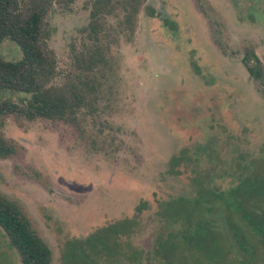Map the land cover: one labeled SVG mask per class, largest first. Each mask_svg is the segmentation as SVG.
Listing matches in <instances>:
<instances>
[{"label":"rangeland","instance_id":"rangeland-1","mask_svg":"<svg viewBox=\"0 0 264 264\" xmlns=\"http://www.w3.org/2000/svg\"><path fill=\"white\" fill-rule=\"evenodd\" d=\"M91 1L49 11L59 73L86 39ZM121 17L117 8L106 18L118 35L111 65L74 122L2 118L16 151L0 158V192L48 245L50 264H264L262 246L249 258L232 238L231 226L251 243L262 238L237 210L192 201L200 186L227 190L264 168V87L242 63L253 49L264 68V0H142L132 31ZM21 55L12 40L0 43L4 60ZM255 199L243 206L261 217ZM18 263L0 228V264Z\"/></svg>","mask_w":264,"mask_h":264},{"label":"trees","instance_id":"trees-1","mask_svg":"<svg viewBox=\"0 0 264 264\" xmlns=\"http://www.w3.org/2000/svg\"><path fill=\"white\" fill-rule=\"evenodd\" d=\"M71 1L0 0V43L5 38L10 39L17 44L22 54L20 59L14 61L4 60L0 56V91L11 90L29 95L24 102L0 99V128L2 118L6 115L22 116L27 120L43 117L74 122L81 108L96 99L102 75L111 65L109 38L116 37L117 40L118 35L112 27L106 26L107 16L118 8L122 14L120 25L132 31L142 3V0H92L89 21L85 27L86 39L72 50L70 71L65 74L59 73L56 55L48 45V14L54 2L65 5ZM147 12L153 15L154 8L150 7ZM242 63L249 76L264 87L263 64L253 49L244 52ZM15 151V145L0 130V158H6ZM183 152L184 150L180 152L181 156H173V166L186 158ZM249 170L242 174L233 187L215 190L200 186L191 199L196 203H219L224 211L237 210L240 222L254 236L261 233L262 238L259 239L258 236L255 244L247 239L239 226H231L230 229L232 238L239 241L238 245L249 258H253L255 245L264 248V215L256 217L251 211L246 212L243 202L252 196L256 198V204L260 200L264 201V168L254 165ZM185 199L188 198L177 197L174 201ZM0 228L4 231L9 246L18 253V264H50L51 250L48 245L31 227L17 203L1 192ZM256 230L259 231L258 234L254 233ZM244 262L247 263L245 260Z\"/></svg>","mask_w":264,"mask_h":264}]
</instances>
